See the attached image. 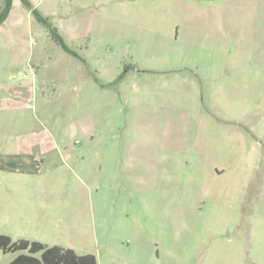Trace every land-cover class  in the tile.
Here are the masks:
<instances>
[{
    "label": "rangeland",
    "instance_id": "374dc122",
    "mask_svg": "<svg viewBox=\"0 0 264 264\" xmlns=\"http://www.w3.org/2000/svg\"><path fill=\"white\" fill-rule=\"evenodd\" d=\"M34 133L73 157L12 159ZM0 235L99 264H264V0H12Z\"/></svg>",
    "mask_w": 264,
    "mask_h": 264
},
{
    "label": "trees",
    "instance_id": "16d2710c",
    "mask_svg": "<svg viewBox=\"0 0 264 264\" xmlns=\"http://www.w3.org/2000/svg\"><path fill=\"white\" fill-rule=\"evenodd\" d=\"M12 0H5V5L0 9V26L7 19L11 10ZM39 22L49 28L52 38L70 54L77 55L65 44L58 30L53 27L48 18L34 11ZM0 252L4 254H15V258L9 264H98V259L93 254L78 255L71 249L59 246H48L46 244L19 240L14 242L7 235H0Z\"/></svg>",
    "mask_w": 264,
    "mask_h": 264
},
{
    "label": "crops",
    "instance_id": "0c3cea01",
    "mask_svg": "<svg viewBox=\"0 0 264 264\" xmlns=\"http://www.w3.org/2000/svg\"><path fill=\"white\" fill-rule=\"evenodd\" d=\"M31 91H32V93H34L35 90L32 88ZM117 145H120V144H117ZM116 149H117L116 146L111 145L110 149H108L109 151H107L108 152L107 155L110 158H113L115 156V154H117V152L115 151ZM21 150H23L25 152H22ZM53 151H58V153L60 155L66 157V158L73 157V155L75 153L74 149L69 148L65 145L63 148L61 146L59 147V145L56 143V141L50 140L49 137L46 135L34 133L29 137V140H28L26 146L20 147V153L13 156L12 159L15 158V160H17V161L24 159L27 163L38 164V163H40V161L44 160V158H46V156L48 157ZM85 158L86 157L83 156L84 160H85ZM77 254L78 255H87L90 253H85V254L77 253Z\"/></svg>",
    "mask_w": 264,
    "mask_h": 264
}]
</instances>
